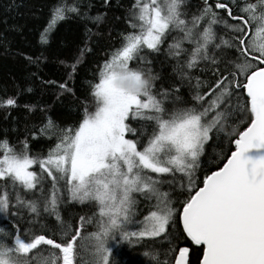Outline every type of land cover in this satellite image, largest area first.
<instances>
[{
    "label": "snow or ice",
    "instance_id": "obj_1",
    "mask_svg": "<svg viewBox=\"0 0 264 264\" xmlns=\"http://www.w3.org/2000/svg\"><path fill=\"white\" fill-rule=\"evenodd\" d=\"M46 8L42 46L62 22L90 37L106 15L89 0ZM124 24L86 96L74 85L87 44L61 61L62 81H41L75 98L78 119L24 104L40 118L0 136V264H127L124 246L144 264H264V0H129Z\"/></svg>",
    "mask_w": 264,
    "mask_h": 264
},
{
    "label": "trees",
    "instance_id": "obj_2",
    "mask_svg": "<svg viewBox=\"0 0 264 264\" xmlns=\"http://www.w3.org/2000/svg\"><path fill=\"white\" fill-rule=\"evenodd\" d=\"M89 2L93 5L92 15L97 12L106 13L99 25L87 23V27L92 30L90 37L85 33V22L68 20L59 24L49 43L42 46L38 43V32L45 23L49 0H0V98L15 95L18 87L32 88L31 92L21 91L18 107H0V136L7 131L10 140L21 139L25 134L24 124L40 118L39 112L34 116L29 115L23 108L24 104L49 106V114L61 124L72 123L79 118L74 97L65 94L56 98L54 93L57 89L41 81H62L66 69L61 61H70L77 55V49L87 44L92 51L84 55L83 62L77 69L74 85L76 96L83 98L87 95L85 81L93 79L108 50L118 46L119 32L125 28L124 16L129 0H109L110 6H105L103 0ZM192 2L196 3L198 0ZM24 55L39 56L38 69L37 66L30 65ZM153 70L171 74L172 63H166L163 68L154 63ZM34 72L38 73L40 79L30 77ZM13 127L16 131H12ZM29 143L33 150H40L41 147L46 150L51 141L30 138ZM231 147L233 146L225 143L217 147L216 151L228 154ZM139 210L144 214L145 205L140 204ZM85 211L87 209L82 210L79 205L69 208L73 215L83 214ZM0 226L10 227L9 220L3 213H0ZM121 255L127 257V264H144L147 259L139 254V250H130L127 246H124Z\"/></svg>",
    "mask_w": 264,
    "mask_h": 264
},
{
    "label": "rangeland",
    "instance_id": "obj_3",
    "mask_svg": "<svg viewBox=\"0 0 264 264\" xmlns=\"http://www.w3.org/2000/svg\"><path fill=\"white\" fill-rule=\"evenodd\" d=\"M141 204H143V203H141ZM143 206H144V204H143Z\"/></svg>",
    "mask_w": 264,
    "mask_h": 264
}]
</instances>
